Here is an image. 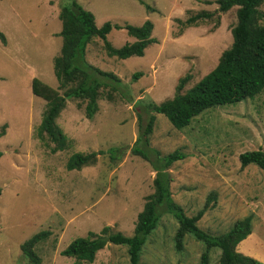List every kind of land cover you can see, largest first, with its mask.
I'll list each match as a JSON object with an SVG mask.
<instances>
[{"label":"rangeland","instance_id":"rangeland-1","mask_svg":"<svg viewBox=\"0 0 264 264\" xmlns=\"http://www.w3.org/2000/svg\"><path fill=\"white\" fill-rule=\"evenodd\" d=\"M75 1L93 15L96 27L104 22L138 27L150 21L156 43L142 57L124 60L107 57L99 39L88 44L86 62L114 74L120 83L112 91L113 82L104 81L107 86L99 90L91 119L84 116L83 100L65 101L55 120L65 148L52 153L53 144L36 135L46 102L31 94L30 84L35 78L57 88L52 70L61 44L57 14L68 2L0 0V33L5 38L0 43V264H32L19 247L42 231L48 236L33 248L38 264H87L59 253L74 239L105 226L109 233L130 236L136 215L153 192L155 155L162 159L173 151L184 159L167 169L169 191L183 214L193 216L214 193L211 208L196 227L217 236L250 215L253 240L248 236L236 251L264 263V175L251 164L240 168L237 160L246 151H264V89L253 98L206 109L180 130L144 109L170 99L180 77L190 76L184 92L216 65L231 44L236 7L216 14L218 22L213 18L182 28L189 16L215 12V0H143L153 12L134 0ZM259 10L264 12V5ZM106 40L113 48L133 42L124 30L114 29ZM135 72L141 75L132 81ZM151 115L146 150L137 144L147 153L144 160L129 151L136 139L142 142ZM98 151L104 153L92 165L66 170L71 155ZM109 151L122 157L110 162ZM156 224L145 238L138 264H198L201 243L185 235L176 252V222L163 214ZM208 256L209 264H217L219 250L211 249ZM90 264H128L126 248L107 244Z\"/></svg>","mask_w":264,"mask_h":264},{"label":"trees","instance_id":"trees-1","mask_svg":"<svg viewBox=\"0 0 264 264\" xmlns=\"http://www.w3.org/2000/svg\"><path fill=\"white\" fill-rule=\"evenodd\" d=\"M134 1L143 6L145 10L153 12L143 0ZM67 2L59 7L57 14L60 22L57 35L60 37L61 44L58 55L52 61L57 88L51 89L35 78L31 79L30 84L31 94L46 102L36 135L39 138L45 136L53 144L50 149L52 153L65 148V136L55 124L65 101L83 100L85 102L84 116L86 119H91L97 111L99 90L107 86L104 81L113 82L114 86L110 85L112 91L120 83L114 74L100 71L86 62L88 44L95 38L99 39L107 57L124 60L130 57H142L144 50L156 43L151 38L152 23L148 20L138 27L127 24L120 26L110 22H104L100 27H96L90 12L84 10L75 0H67ZM214 4L217 7L215 12L200 11L189 16L181 23L182 28L196 27L198 22L213 18L218 22L216 14H225L229 9L236 7L235 23L230 29V46L221 52L216 65L190 88L182 92L190 78L189 75H184L177 80L174 94L170 99L158 105L149 104L144 108L147 112L164 116L175 130L188 126L194 117L206 109L253 98L264 89V12L259 10V7L264 5V0H215ZM112 29L124 30L133 42L113 48L106 40V36ZM0 43H5V38L1 33ZM140 75L139 72L133 73L132 81H136ZM58 91L62 93L59 94ZM153 121L152 115L147 118L141 134L142 142L139 138L136 139L135 146L129 151L131 155L148 160L147 153L138 149L137 144L142 145L146 150L147 136L152 131ZM137 128H140V120ZM3 134L4 126L0 130V137ZM103 153L102 151L87 154L75 153L67 159L65 168L66 170H80L88 167L96 161L97 155ZM121 155L115 156L112 151H109L107 157L110 162H113L119 160ZM155 157L156 173L152 181L153 192L146 197L141 211L136 215L132 234L126 236L119 232L109 233L108 226H105L98 233L88 232L86 237L74 239L60 251V256L72 258L75 262L90 264L95 254L109 244L125 246L128 264H138L145 238L155 230L159 216L168 214L177 225L173 235V248L176 252L181 251L185 235L191 236L203 245L198 264H209L208 253L211 249L219 250L217 264H264L236 251V246L251 233L252 218L250 215L234 222L230 229L217 236L198 229L196 222L206 210L211 208L209 203L215 200V194L209 193L201 209L193 216H185L171 198L170 179L167 172L174 162L184 159L183 155L178 151H173L162 159H159L157 155ZM237 160L240 168L251 164L264 175V151H246L239 154ZM47 236L48 232H38L20 245L19 249L28 262L38 264L33 248Z\"/></svg>","mask_w":264,"mask_h":264},{"label":"crops","instance_id":"crops-1","mask_svg":"<svg viewBox=\"0 0 264 264\" xmlns=\"http://www.w3.org/2000/svg\"><path fill=\"white\" fill-rule=\"evenodd\" d=\"M57 34H58V33H57ZM252 233H253V232L251 231V233H250V235H251V236H250V235H248V236H250V237H251L250 239H252V240H253ZM248 236H247V237H248ZM247 237H246V238H247ZM243 241H245V239H244V240H242L240 243H242ZM242 244H243V243H242ZM238 245H239V244H238ZM238 245H237V246H238ZM237 246H236V248H237ZM238 247H239V246H238Z\"/></svg>","mask_w":264,"mask_h":264}]
</instances>
